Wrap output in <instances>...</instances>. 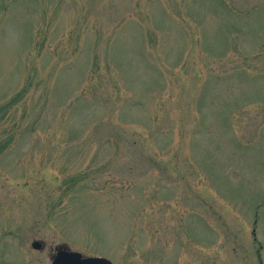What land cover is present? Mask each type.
Masks as SVG:
<instances>
[{
    "label": "rangeland",
    "instance_id": "obj_1",
    "mask_svg": "<svg viewBox=\"0 0 264 264\" xmlns=\"http://www.w3.org/2000/svg\"><path fill=\"white\" fill-rule=\"evenodd\" d=\"M263 175L264 0H0V264H264Z\"/></svg>",
    "mask_w": 264,
    "mask_h": 264
},
{
    "label": "water",
    "instance_id": "obj_2",
    "mask_svg": "<svg viewBox=\"0 0 264 264\" xmlns=\"http://www.w3.org/2000/svg\"><path fill=\"white\" fill-rule=\"evenodd\" d=\"M264 178V175H263ZM33 247L37 248L38 243L34 242ZM51 264H113L110 260L104 257L82 256L77 251H58L52 260Z\"/></svg>",
    "mask_w": 264,
    "mask_h": 264
},
{
    "label": "flooded vegetation",
    "instance_id": "obj_3",
    "mask_svg": "<svg viewBox=\"0 0 264 264\" xmlns=\"http://www.w3.org/2000/svg\"><path fill=\"white\" fill-rule=\"evenodd\" d=\"M34 242L38 243V247L37 248L33 247V243ZM30 247H31V251H40V252L46 251L47 258L49 259L50 264H51L52 260L54 259L55 255H56V253L58 251H63V250L64 251H72V250H70L69 248H67L64 245H54V246L48 247V246H46L45 240H43V239H34V238H32V240L30 242Z\"/></svg>",
    "mask_w": 264,
    "mask_h": 264
}]
</instances>
